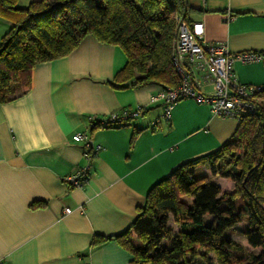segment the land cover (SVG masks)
Returning <instances> with one entry per match:
<instances>
[{"label": "crops", "instance_id": "1", "mask_svg": "<svg viewBox=\"0 0 264 264\" xmlns=\"http://www.w3.org/2000/svg\"><path fill=\"white\" fill-rule=\"evenodd\" d=\"M17 1L27 8L44 0ZM189 5L207 42L223 43L231 54H264V0ZM12 24L0 16V44ZM126 64L121 47L89 35L67 57L37 65L28 93L0 103V264H132L133 254L117 241L95 246V238L129 230L156 183L237 132L239 120L192 100L164 119L163 105L152 103L160 85L115 89L109 82ZM188 68L201 92L212 96L205 71ZM234 71L242 84L264 89V64L237 63ZM139 109L121 127L92 128ZM79 133L103 148L81 187L66 181L86 164L85 145L73 139Z\"/></svg>", "mask_w": 264, "mask_h": 264}, {"label": "trees", "instance_id": "2", "mask_svg": "<svg viewBox=\"0 0 264 264\" xmlns=\"http://www.w3.org/2000/svg\"><path fill=\"white\" fill-rule=\"evenodd\" d=\"M191 13L189 0H44L27 8L17 0H0V16L13 22L0 44V103L28 93L37 65L67 57L89 35L121 47L127 57L109 82L115 89L175 88L180 83L173 63L178 24H193ZM252 101L256 112L238 119L230 140L175 168L149 190L129 230L97 236L93 245L115 240L133 254L132 264H264L262 87ZM132 119L114 124L107 118L92 128H118ZM211 177L226 180L234 191L225 192ZM241 223L247 225L243 244L226 237Z\"/></svg>", "mask_w": 264, "mask_h": 264}, {"label": "built area", "instance_id": "3", "mask_svg": "<svg viewBox=\"0 0 264 264\" xmlns=\"http://www.w3.org/2000/svg\"><path fill=\"white\" fill-rule=\"evenodd\" d=\"M173 63L180 83L175 88H162L152 98V103L162 104L163 118L171 119L173 108L182 100H192L208 104L215 116L241 118L245 114L255 113L256 103L253 95L261 90L260 86L242 84L234 71V66L264 64V55L256 52L231 54L223 43H211L205 39V27L202 23L186 24L179 20L178 35L174 48ZM188 67L205 71V79L213 85V95L207 96L195 84ZM139 110H124L111 115L112 123L127 121L137 117ZM77 143L85 145V166L75 176L66 179L74 186L81 187L87 181L95 156L103 149L95 145L87 133H79L73 137ZM66 209L65 213H70Z\"/></svg>", "mask_w": 264, "mask_h": 264}, {"label": "rangeland", "instance_id": "4", "mask_svg": "<svg viewBox=\"0 0 264 264\" xmlns=\"http://www.w3.org/2000/svg\"><path fill=\"white\" fill-rule=\"evenodd\" d=\"M211 180L213 182H215L216 184H218L220 187H222V189L225 191V192H228V193H232L235 189L234 185L232 184H229L226 180L224 179H221V178H213L211 177ZM169 226L170 228L172 229V232L173 234H176L178 232V227L177 225L174 223L172 217H170V222H169ZM247 229V225L246 223H241L239 225H237L236 227H234L232 230H230L227 234H226V237L228 238H232L233 240L237 241V242H240L243 244V233L246 231ZM168 243L165 242L164 243V246H167ZM248 252H252L254 254H258V250H252V249H249L247 250ZM203 252V250L201 251ZM212 259L215 261V259L212 257Z\"/></svg>", "mask_w": 264, "mask_h": 264}]
</instances>
